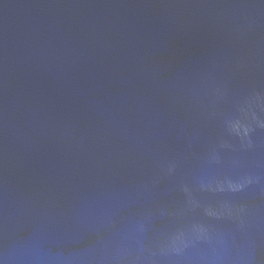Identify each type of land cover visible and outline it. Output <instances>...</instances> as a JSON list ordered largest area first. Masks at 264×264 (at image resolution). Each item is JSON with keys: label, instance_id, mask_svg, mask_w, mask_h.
<instances>
[{"label": "water", "instance_id": "95a60500", "mask_svg": "<svg viewBox=\"0 0 264 264\" xmlns=\"http://www.w3.org/2000/svg\"><path fill=\"white\" fill-rule=\"evenodd\" d=\"M0 264H264V0H0Z\"/></svg>", "mask_w": 264, "mask_h": 264}, {"label": "clouds", "instance_id": "9594fccd", "mask_svg": "<svg viewBox=\"0 0 264 264\" xmlns=\"http://www.w3.org/2000/svg\"><path fill=\"white\" fill-rule=\"evenodd\" d=\"M249 183H250V181H249ZM232 187H233V190H238V189L243 188V185L242 184L241 185H232Z\"/></svg>", "mask_w": 264, "mask_h": 264}]
</instances>
